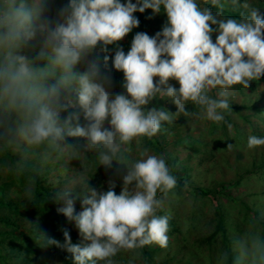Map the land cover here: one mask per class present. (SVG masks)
<instances>
[{
    "label": "clouds",
    "instance_id": "1",
    "mask_svg": "<svg viewBox=\"0 0 264 264\" xmlns=\"http://www.w3.org/2000/svg\"><path fill=\"white\" fill-rule=\"evenodd\" d=\"M259 2L261 6L254 0H213L201 6L197 0H67L55 18L42 15L46 5L29 9L21 3L0 20L8 28L0 36V44L22 41L27 45L37 34L42 35L45 47L51 49L50 62L61 69V76L45 88L32 87L30 82L37 79V74L30 60L9 53L7 62L0 64V95L30 116V122L21 129L29 143L39 144L49 138L59 141L65 136L76 137L78 141L82 137L87 149H98L99 165L110 170L122 145L137 136L151 138L161 122L170 121L166 110L152 107L145 110L144 106L157 96L171 98L176 111L185 115L190 114L185 105L191 101L210 121H223L224 111L229 114L234 111L242 118L240 106L233 104L235 95L244 94L246 89L249 92L251 81H264V12L259 10L264 9V0ZM146 9L153 13L163 10L167 20L160 31L149 36L138 29L126 53L116 47L113 55L103 56L102 63L97 56L89 59L98 44L102 52H110L109 45H115L139 25L138 17L133 14ZM109 60L111 69L123 73L124 93L113 95L110 91ZM78 64H84L85 69L74 72ZM47 74L41 70L39 78ZM170 80L178 87L169 83ZM233 85L238 87L228 96ZM33 97H37L35 102ZM254 102L243 106V110L252 112L253 120L252 116L245 118L246 121L242 118L244 122L237 129L241 142H244L242 128L252 133L247 137V146L261 147L260 156H263L264 117L259 110L263 109L264 114V102ZM74 103L82 109L84 124L76 122L75 115L63 119L60 116L61 110ZM249 123L257 130H252ZM8 151L12 153L10 146ZM18 152L12 153L15 157L12 160L19 170L21 161H27L29 156L16 159ZM140 156L125 165L119 194L115 193L114 184L108 182L111 173L106 176L110 178L107 189L95 184L96 176L90 177L85 170H76V174L63 161V189L55 193V200L62 206L57 211L74 223L75 228L70 232L78 229L86 243L72 244L70 233L58 230L63 242L47 238L45 248L55 246L66 251L71 254L73 264L100 261L114 264L112 257L121 249L139 248L138 254H143L144 248L154 249V253L159 251L152 243L167 247L169 218L155 214L161 205L156 193L172 189L176 180L162 156L149 155L147 150ZM69 170L72 174L66 176ZM46 180V183L57 182L50 175ZM75 201L77 205L81 203L82 210L75 207ZM29 202L30 196L19 208H27ZM253 218L264 222L257 210ZM246 255L234 257V263L245 259L250 264H264L250 258L249 252ZM167 257L165 253L163 258ZM50 260L56 262L53 255ZM138 262L150 264L148 257ZM40 264H45L44 260ZM218 264L228 263L222 258Z\"/></svg>",
    "mask_w": 264,
    "mask_h": 264
},
{
    "label": "rangeland",
    "instance_id": "2",
    "mask_svg": "<svg viewBox=\"0 0 264 264\" xmlns=\"http://www.w3.org/2000/svg\"><path fill=\"white\" fill-rule=\"evenodd\" d=\"M201 6H206L209 3H213V0H197ZM220 1V0H219ZM260 0H254V2L261 6ZM67 0H0V6L9 7L8 11L15 8L17 4L23 3L27 8L33 9L41 7V5H46L42 15L55 18L58 9L66 4ZM209 2V3H208ZM219 4V3H218ZM239 8V7H238ZM264 12V9H260ZM6 9L0 10V20L3 19L4 15L8 12ZM136 17L141 21L143 17L147 15L150 19V26L152 28H146L140 32L147 33L149 36L152 32L156 33L160 31L163 25L166 23V15L163 13H153L151 9H146L143 13H134ZM35 22H39L38 20ZM138 27V26H137ZM134 28L131 32H134L138 28ZM8 31L5 24L0 23V36H3ZM139 32V31H137ZM136 32V33H137ZM134 33L133 36L136 34ZM152 36V35H151ZM133 37L129 39L127 35L118 41V46L124 50L126 53L130 50V45ZM36 38L25 45L23 42L12 41L10 43L0 44V64L7 62V57L9 53L16 56H24L31 62V67L33 71L39 76L41 70L47 71L46 80L41 83L45 87L50 84L56 83L61 76V69H52V65L48 63V58L51 55L50 47H44L36 50L32 47L35 46ZM33 45V46H32ZM125 45V46H123ZM44 55H41V52ZM111 51L106 53V55H113ZM89 59L92 58L93 54ZM99 60V59H98ZM100 61V60H99ZM103 61V60H102ZM102 63V62H101ZM85 69L84 64H78L74 66V72H81ZM109 69L111 72V63L109 64ZM103 71V69H102ZM123 78H121L122 82ZM40 83V82H39ZM123 83V82H122ZM121 83V84H122ZM169 83L178 87L175 81L170 80ZM116 81L112 79L111 92H114ZM238 85H233L228 89V96L231 95L232 90L237 88ZM248 90L235 95V100L233 104L239 107L238 111L242 112V118H248L253 114L249 110H243V106L249 104L253 105L256 101L258 104L264 102V81L254 80L249 84ZM253 90V91H252ZM247 93H250L246 95ZM246 95V96H245ZM36 99L37 97H33ZM159 101L163 102L164 109L168 110L172 106L171 98L158 96ZM220 98V97H219ZM74 100V97H73ZM230 100V99H229ZM228 100V101H229ZM6 101L9 102L6 97ZM175 106V105H174ZM13 107V106H12ZM260 108H263L260 107ZM0 108V116L8 115V123H0V191L4 190L9 201L14 204L17 203L22 206L26 203L30 196V193H26V186H22L17 181L18 176V165L15 166L8 158L5 157V152L8 151V147H11V152L13 154L17 153L18 150L27 153L25 149L20 150L21 145L28 143V140L23 136H16L21 134V129L23 126H27L26 122H23L21 118L23 113L19 112V119L17 122L11 117L12 113L3 112ZM25 111V110H24ZM176 112V111H175ZM234 112V111H233ZM231 112H223L224 120L221 122H213L208 120L206 117H201L198 121L193 118L190 114L189 118H184L182 113L174 116L173 123L180 124L181 128L174 131V135L168 136L167 139L172 141L177 137L184 136L188 130L186 128H201L200 143L198 147H186L183 144L167 147V151L173 155H177V159L181 161V165H184L189 173L188 181L182 188L180 193H177L174 187L167 190L166 194H162L160 190L156 193V198L161 201L160 207L156 210V215L167 216L168 219V244L167 247H160L158 244H154V248H160L159 251L155 252V259L150 262V264H161V260H164L165 253L168 255L167 258H171L166 264L176 263L180 264L199 263V264H218L220 258L224 256L222 249V239L219 233L211 240L207 241V236L215 231V224L218 220L222 218V222L225 225L226 232L229 237L232 238L233 244L232 248L236 250H242L241 244L244 245L245 252H251L256 249L259 243V234L262 231V226L257 222L251 221L253 219V212L257 210L260 215L264 218V169L263 167L254 166L260 161L264 160V155L260 156L262 152L260 149H250L247 146V137L252 135L248 130L242 128L243 137L240 141V130L239 125L244 122L240 115ZM174 113V112H173ZM261 117H264L263 109L259 110ZM79 115L81 123H85L83 118L82 109L74 107L69 115ZM175 114V113H174ZM230 115V116H229ZM229 116V120L226 118ZM19 120V121H18ZM246 121V120H245ZM252 130H255V126L249 123ZM230 125V127H229ZM107 127V124H105ZM188 126V127H187ZM257 130V129H256ZM178 131V132H177ZM11 132H13L12 135ZM254 132V131H253ZM143 136L134 137L128 144L122 145L121 154L122 161H126L119 171L117 180L118 186L114 187L116 194H119L122 187V177L125 174V165L128 163L140 159L141 152L147 150L149 155L166 157L162 153H155L153 148L144 147ZM79 150L72 145L71 150L64 154L66 146L63 147V161L71 165L76 172L79 169L75 164H79V160H83V155L89 150L86 148V140L82 137L79 138ZM231 145V148L228 145ZM98 150V149H94ZM263 150V149H262ZM125 155H123L124 153ZM11 153V154H12ZM12 154V155H13ZM30 154L22 155L18 152L16 159L22 157H28ZM120 157V155H119ZM74 160V161H73ZM73 161V162H72ZM104 167L103 165H101ZM60 168L62 165L59 166ZM105 168V167H104ZM178 168V166H177ZM262 169V170H261ZM91 172H96V177L93 178L95 184L101 187L107 188L106 182L110 176V170L101 168L98 170L97 166L90 167L85 170ZM65 172V171H64ZM63 172V173H64ZM58 172L54 171L50 174L52 179ZM62 173V175H63ZM71 171H67L66 176H70ZM77 174V172H76ZM182 175V174H180ZM236 186L231 189H221L220 184L232 183L237 181ZM74 181H77L75 179ZM110 182V181H108ZM103 190V189H101ZM200 190L207 191L208 193H201ZM104 191V190H103ZM220 191V192H217ZM6 213V212H5ZM248 243V245H246ZM138 249H121L116 256L112 257L114 264H126L131 262V264L137 263L138 259L143 258V254H138ZM243 252V253H245ZM98 264H103L102 261ZM148 264V263H145Z\"/></svg>",
    "mask_w": 264,
    "mask_h": 264
},
{
    "label": "trees",
    "instance_id": "3",
    "mask_svg": "<svg viewBox=\"0 0 264 264\" xmlns=\"http://www.w3.org/2000/svg\"><path fill=\"white\" fill-rule=\"evenodd\" d=\"M19 4H17L16 7H18ZM6 9L8 11L9 7L0 6V10ZM139 30H145L146 28H152L150 26V19L145 16L140 21L139 25L137 27ZM137 29V30H138ZM136 31V30H135ZM135 32H130L127 34V37L131 39L133 37V34ZM155 33L152 32L151 35H154ZM150 35V36H151ZM35 46H33V49H40L44 44V37L40 34H37V40H36ZM21 43L22 41H18ZM22 44V43H21ZM118 46V42H116L115 45H109L108 48L111 49V52L114 53L116 47ZM125 46V45H123ZM92 59H95L97 56L100 62L103 60V56L106 55L105 52H102L100 50L99 44L97 45L96 49L92 53ZM48 63L50 62V56L48 58ZM111 63V60H109V64ZM52 69L56 70L59 69L58 67H55L52 65ZM111 80L113 79L116 81L115 88L113 89L114 92H112L113 95L118 93H124V89L122 87L121 78H123L122 71H116L113 72L110 71ZM263 78V77H262ZM47 78L44 77L43 79H40L39 76H37V79L30 82V86L35 88H45V86L41 83H43ZM156 78H154L155 80ZM40 82V83H39ZM74 97V94H73ZM72 97V98H73ZM33 102H35V99L33 98ZM163 102L159 101L158 96L153 98V100L150 101V103L145 107V110L149 107L157 108L159 110H166L164 109ZM74 107L79 108L78 105L75 103L71 106H69L66 109L61 110L60 116L63 119L65 116H68L69 113L73 110ZM188 112L191 114L193 118H195L197 121L201 117H205L201 111V109L196 106L193 102L189 101L185 105ZM0 108L6 111V113H9V111L12 113L11 117L17 122V118L19 119V112H22L23 115L21 118L23 122H26V125L30 122V116L24 111L23 108L19 107H12L9 102L6 101V96L0 95ZM169 112V115L171 116L170 121H163L161 122V127L158 130V132L151 138L145 137L142 139L144 142V147L153 148L155 153H162L166 157V165L168 166L170 170V174L174 176L176 180V184L174 186V189L177 193H180L182 191L183 186L185 183L189 180V173L188 170L184 165H181V161H179L176 157L177 155H173L169 151H167V147L183 144L186 147H198L201 139V128H193L189 126V128H186L187 133L184 136L177 137L173 139L172 141H169L167 137L170 135H174V131L180 127V124H174L173 117L177 116L178 114L182 112H177L176 107L172 103V106L167 108ZM1 110V111H2ZM176 111V112H175ZM175 114H174V113ZM184 118H189V115H185L182 113ZM79 116V115H75ZM9 116H0V123H8ZM80 118L78 117V123H81ZM226 120H229V116L226 118ZM246 120V119H245ZM19 121V120H18ZM25 126H23L24 128ZM188 127V126H187ZM237 130V128H235ZM239 130V129H238ZM237 130V131H238ZM178 132V131H177ZM13 132H11L12 134ZM14 135V134H12ZM16 136H19L20 138L23 137L22 134H18ZM76 137L71 136H65L63 140L59 141H52L51 138L44 140L43 142L39 144L34 143H27L26 146L23 145L22 148L27 151L30 156L28 157L27 161H21V167L18 170V176L17 181L28 188L30 193V202L27 208H19L20 206L17 203H13L8 200L7 197L3 194V191H0V264H40L43 260L45 264H73V260L71 258V254L67 253L66 251L57 248L55 246H50L49 249H46L45 247V239L47 238H55L56 240L63 242L62 238H59L58 230L63 232L64 230H67L70 233L71 237V243L72 244H83L86 242H83L81 240V236L79 235L78 229L74 230L73 232H70L75 228V225L73 222L67 220L63 214L58 213L57 209L62 206L61 203L57 202L55 200V193L59 190L63 189V176L62 173L64 172V162L62 155L63 153L67 155L69 149L71 150V146L74 145L76 149L79 150V141L75 140ZM66 146L64 152L62 153L63 147ZM81 147V146H80ZM95 151V152H94ZM98 150H93L91 152H87L83 155V160H79V164H75V167L78 166L79 169L75 168L78 171L87 170L90 167L98 166V170L100 171V162L98 160L97 156ZM67 152V153H66ZM71 152V151H69ZM26 153V154H27ZM124 153V152H123ZM5 157L10 159L12 162L15 157L14 155H11L9 151L5 152ZM125 155V153L123 154ZM122 154L120 153V157L118 156L114 161L112 166L110 167V173L112 174V178L110 179V182L114 184V187L118 186V174L121 169V166L125 164L124 161L121 160ZM74 161V160H73ZM72 161V162H73ZM62 165L60 168L59 166ZM257 165L260 167H264V160L259 162ZM100 166V167H99ZM178 166V168H177ZM262 170V169H261ZM54 171H57L58 173L53 177L57 180V182H51L49 180L48 183H46V177H49L50 174H52ZM87 174L90 177L96 176V172H91L90 170L86 171ZM182 174V175H180ZM239 180L232 182V183H226V184H220L221 189H231L234 186H236L237 182ZM109 188V186H108ZM107 188V189H108ZM27 190V191H28ZM163 195L166 194L167 190L160 191ZM201 193H208L207 191L200 190ZM220 192V191H217ZM79 198V197H77ZM81 200V198H79ZM60 204V205H59ZM75 207L81 208V203L76 204V201L74 202ZM6 212V213H5ZM221 221L218 220V223L215 224V231L207 236V241L210 242L215 238V236L219 233L220 238L222 239V249L224 256L222 257L224 261L226 260L228 264H235L234 263V257L239 256L244 250V245L241 244L242 250H236L232 248V238L229 240L227 238L228 234L226 232V228L224 229L225 225L222 222V218H220ZM251 221L254 223L256 222L255 218L251 219ZM258 223L264 228V222L258 220ZM257 223V222H256ZM248 245V243H246ZM143 254L145 255L143 258L148 257V262H151L154 260V249H148L144 248ZM238 253V254H237ZM236 254V255H235ZM244 255L247 254V252L243 253ZM53 255L55 257L56 262L52 263L50 260V256ZM249 255H252L254 261H257L258 259L262 262L264 261V229L259 234V243L256 249H253L251 252H249ZM67 256V257H64ZM247 256V255H246ZM220 258V259H222ZM168 261H171L170 258L161 260V264H166ZM126 264H131V262H127ZM172 264H180V262L172 263ZM239 264H250L249 261L243 259L240 260Z\"/></svg>",
    "mask_w": 264,
    "mask_h": 264
}]
</instances>
